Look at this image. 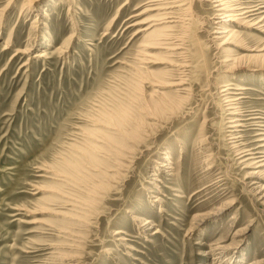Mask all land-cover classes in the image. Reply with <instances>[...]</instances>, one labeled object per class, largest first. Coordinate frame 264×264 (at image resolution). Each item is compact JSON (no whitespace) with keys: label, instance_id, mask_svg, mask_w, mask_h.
<instances>
[{"label":"rangeland","instance_id":"obj_1","mask_svg":"<svg viewBox=\"0 0 264 264\" xmlns=\"http://www.w3.org/2000/svg\"><path fill=\"white\" fill-rule=\"evenodd\" d=\"M25 1L0 0V264L264 262V205L238 157L259 131L231 134L219 93L244 89L238 118L264 128V35L238 28L241 46L223 44L210 0L147 37L133 25L150 0ZM66 194L81 221L64 218Z\"/></svg>","mask_w":264,"mask_h":264},{"label":"bare ground","instance_id":"obj_2","mask_svg":"<svg viewBox=\"0 0 264 264\" xmlns=\"http://www.w3.org/2000/svg\"><path fill=\"white\" fill-rule=\"evenodd\" d=\"M40 1L41 0H26L22 9L30 10V11L32 10L34 12H36V11L38 12V7H39L38 5L40 4ZM210 2L212 4L215 12L217 13V17L215 18L216 19V25L221 27V28H219V30H217L216 32H213V33H216V34H219L220 36H222V37H219V39H225L226 38L225 42H223V44L233 43L236 47L241 46L240 45L241 42L238 40L240 37L238 28L251 27V28L255 29L256 31H258L264 35V16H261L262 14H264V11H263L264 6H259V7L258 6H249V7L243 6V3L246 2L245 0H210ZM250 2H252V1H250ZM262 4H264V3H262ZM189 8H190V1L189 0H150L147 3V5L142 9V11L136 15V17H141L143 15H147V16L145 17V19L143 18V20H140L136 24H134V22H133V24H134L133 27L138 26V25L141 26V28H139L134 34L136 35L139 33H147L145 35V37H147L151 33H154L156 30H158L157 28H159L160 26H162L164 28L167 24L171 23L172 22L171 20L173 19V15L175 14L174 11L185 12V11H188ZM42 14L46 15L45 12ZM42 14H41V16H42ZM37 15L40 16V14H37ZM257 15L258 16L260 15V18L258 20H256V18H255ZM37 23H39V22L36 21V22L32 23L34 28L37 27V25H36ZM229 23H233L237 26L226 29V25H228ZM156 33H157V31H156ZM163 40H165V39H162V40L157 39L155 42H151V43H147V44L142 45L141 46V52H139L141 54L140 60L142 58H144V59H142L141 62L143 61L144 63H147V62L150 63L151 61L148 58H151L154 60V57L150 55L149 50L155 49V47L161 46V41H163ZM229 40H231V41L229 42ZM232 40H235V42H232ZM178 48H177V46H173V45L168 46V45L162 43V47L160 49L166 50L169 54H171L172 51H175ZM63 49H64V47H63ZM17 53L22 54L24 52H17ZM40 57H42V56H40ZM154 62L156 63V61H154ZM170 62H171V60L168 59L165 62H158V63H163V64H166L169 66H173V64H171ZM26 65H27V63H26ZM184 81H185L184 79H179L178 83H173V84H169V85H170V87H180V86H183L185 84ZM231 86H232L231 84L227 83L224 87L222 86L223 89L221 90V92H219V93H221V95L226 96V99L228 98L227 99V105H226V107L228 106V109L226 108L227 109L226 113L230 117V118H228L229 119L228 120V124H229L228 128L231 129L230 133L232 134L234 132V130L236 131L237 129L239 132L242 128L245 127L246 123L247 124L249 123L250 126L256 127V129H258L257 131H259V134H258L259 137H257V140H256V143H257L256 149H253L251 151L241 152L240 154H238L239 156L238 155L237 156L242 158V160L244 162V164L243 163L242 164L245 165L246 169L252 170L251 172L247 173L246 179L249 180L248 182L250 183V187H252L251 188L252 193H254L255 197H257V199L259 201H261V203L264 205V184H259L260 182L256 181V177L258 175L256 170H259L262 167H264V128H262V126L258 125L259 120H261V118H259L257 116L255 117L253 115V116L249 117L248 120H243V119L238 118V117H240L238 104H240L239 102L243 99V96H241V95H244V93H241V91H243L244 89H235V88H232ZM232 91H235L236 93L232 94ZM237 91H239L240 93ZM255 92H258V91L255 90ZM229 95H236V99H230L228 97ZM226 123H227V121H226ZM237 139H239V136L230 138L231 144H233L234 148H238L240 145V144H237V142H235V141H237ZM160 167L164 168V169H169L164 164L161 165ZM262 171H263V169H262ZM258 173H262V172L258 171ZM59 175H57V173L55 174L56 177H60L61 181H63L64 180V179H62L63 176H59ZM67 179L68 178H65V181H67ZM65 181H63V182L66 183ZM68 196H69L68 194L63 195V199H65V200H64V202L63 201L62 202L64 203L65 206H68L71 208V214L70 213H64L63 214L64 218L66 217L69 220H75L76 219L77 221H81L79 219V217H76L75 214H73V213H76L77 210L79 211L81 209L82 203L78 200L70 198L72 196H70V197H68ZM154 201H158V200L155 199ZM232 205H233V203H231L230 205L228 204L227 207L221 208V209L217 210L215 213L210 214L209 216H206V217H215L217 215H220L222 212H224L225 210L232 207ZM60 215H62V214H60ZM200 219H205V217H201ZM132 220H133V222H139L140 221V219L136 216L133 217ZM150 225L151 224H149L147 222V223H145V225L141 226V228L143 230H146L147 228H149L148 226H150ZM60 233H62V232H60ZM119 234H122V232L117 231L115 233V235H119ZM226 250L227 249L225 248V246H223L221 243L213 244L212 247L210 248V252L207 255H209V256L214 255L215 257L213 260L216 261V260H219L221 258V255ZM250 264H264V262L256 261L253 263L251 262Z\"/></svg>","mask_w":264,"mask_h":264}]
</instances>
